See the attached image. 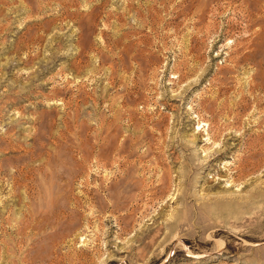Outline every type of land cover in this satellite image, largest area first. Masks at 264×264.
Wrapping results in <instances>:
<instances>
[{
	"label": "rangeland",
	"instance_id": "rangeland-1",
	"mask_svg": "<svg viewBox=\"0 0 264 264\" xmlns=\"http://www.w3.org/2000/svg\"><path fill=\"white\" fill-rule=\"evenodd\" d=\"M261 1L0 0V264H264Z\"/></svg>",
	"mask_w": 264,
	"mask_h": 264
},
{
	"label": "bare ground",
	"instance_id": "bare-ground-1",
	"mask_svg": "<svg viewBox=\"0 0 264 264\" xmlns=\"http://www.w3.org/2000/svg\"><path fill=\"white\" fill-rule=\"evenodd\" d=\"M244 1V0H243ZM247 1V0H246ZM259 2V1H258ZM257 2V3H258ZM261 2H264V1H261ZM248 4V3H247ZM260 4V3H259ZM261 5H262V3H261ZM202 7H203V4H202ZM243 7H244V5H243ZM262 7V6H261ZM263 9L261 8V11H262ZM260 11V12H261ZM264 11V10H263ZM201 12V11H200ZM251 12V11H250ZM255 12V11H254ZM259 12V11H258ZM199 13V12H198ZM253 13V12H252ZM258 14V13H257ZM261 14V13H260ZM259 14V15H260ZM256 15V14H255ZM262 17H264V16H262ZM259 18V17H258ZM261 18V17H260ZM250 21V20H249ZM263 23H264V21H263ZM260 27H262V26H260ZM258 30V29H257ZM208 31V30H207ZM258 33H259V31H258ZM263 67V66H262ZM264 82V81H263ZM262 87H263V84H262ZM261 97V96H260ZM260 97H258V98H260ZM263 101V100H262ZM235 104V103H234ZM236 113V112H235ZM263 138V137H262ZM253 139V138H252ZM259 140V139H258ZM258 143V142H257ZM254 147V146H253ZM263 148V147H262ZM246 149V148H245ZM244 162V161H243ZM259 162V161H258ZM243 164H245V163H243ZM254 164V163H253ZM242 166V165H241ZM243 167V166H242ZM238 167H236V169H237ZM240 168V167H239ZM244 168H245V165H244ZM30 169V168H29ZM238 170V169H237ZM241 170V169H240ZM244 170V169H243ZM256 170V169H255ZM13 171V170H12ZM237 173H239V171L237 172ZM225 199V198H224Z\"/></svg>",
	"mask_w": 264,
	"mask_h": 264
}]
</instances>
